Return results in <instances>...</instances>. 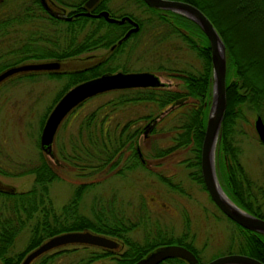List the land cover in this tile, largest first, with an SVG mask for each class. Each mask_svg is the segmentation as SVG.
<instances>
[{
    "label": "trees",
    "instance_id": "obj_1",
    "mask_svg": "<svg viewBox=\"0 0 264 264\" xmlns=\"http://www.w3.org/2000/svg\"><path fill=\"white\" fill-rule=\"evenodd\" d=\"M57 1L71 7L68 11L70 14L75 9H80L83 0ZM107 1L99 0L91 11L96 12L104 8L109 11L111 16L119 17L127 14L138 23V28L130 32L119 43L116 40L129 26L127 20L117 23L106 21L102 16L86 15H78L70 20H64L49 15L42 9L38 0H32L35 7L40 8L41 12L45 13L47 21L51 23L62 22L63 26L58 33L52 34L38 30L39 32L35 36H29L27 40L12 45L10 49L16 52V57L9 62L0 63V69L6 65L26 60L66 58L81 54L89 49L106 48L105 57L94 65L66 72H47L58 77L63 74L66 75L63 86L53 98V102H55L68 87L85 78L117 69L127 71L126 64H112L111 59L116 51H120L128 38L135 37V40L131 41L127 48L130 49L135 48L140 42L144 46L147 44L150 48L156 44L165 43L173 35L178 36L200 60L199 65L190 69L157 65L156 68L167 69L172 76H177L180 81L178 88L164 87L161 83L143 87L110 89L117 92L113 99L99 103L80 115L74 132L68 134L69 148H59L56 152L51 150L48 154H52L56 160L66 162L78 174L96 173L106 169L111 174L123 175L124 171L137 165L144 167L141 161L144 158L139 157L136 151L138 139L144 130H146V136L155 133L157 129H161L163 123L161 119L168 118L170 119L169 128L173 130L172 142L163 147L154 144L153 149L148 152V156L159 158L174 149L188 147L190 155L182 159L181 162L189 168L187 172L189 178L205 189L199 170V150L210 99L211 84L209 46L206 36L195 22L180 13L151 7L145 4L143 0H138L149 11V17L142 20L128 11L115 14V10L109 8ZM184 1L198 7L209 18L225 46V108L215 151L216 175L223 190L234 203L264 218L263 210L258 207V196L263 190H260V186L254 183L239 163L235 155L237 149L233 143L234 120L243 108L262 115L264 83L258 79L250 69V65L243 59L245 53L234 48L233 41L236 34L228 24L227 17L219 15V13L216 14L208 0ZM223 2L232 5L228 11L230 18L234 21L244 18L243 27L251 20L254 23L262 22L263 27L258 29L255 34L253 33L250 39L264 38V0H223ZM32 11L33 9L28 5L23 4L14 11L1 14L0 36L5 35L13 26L20 27L25 24L31 19ZM144 23L148 25L147 29ZM138 35L142 36L136 38ZM111 44L114 46L109 49ZM162 58L166 64L171 61L168 55H164ZM33 73L35 72L16 75L11 79L32 76ZM94 95L75 105L66 114L67 117L69 116L68 118L71 120L77 113V108ZM126 102L130 104L141 102L151 107L146 112L132 113L119 120L117 107ZM107 105L109 110L106 109ZM166 107H168L166 111L162 112ZM43 115L45 114L43 113ZM156 116L159 117L155 122H152ZM42 117L41 124L44 119V116ZM54 135L56 137V132ZM42 151L39 147L36 158L23 164V167L17 171V174L31 173L33 175L32 183L28 188L24 190L14 189L13 191L0 190L1 264H18L29 249L50 235L83 228L122 238L124 246L116 252L90 245H68L42 253L31 264H61L56 261L62 254L67 255L79 247L84 249V255L76 258L74 262L70 259L66 264H89L104 256L111 258V261L106 264H129L155 246L167 243L183 244L197 256L198 262L201 263L198 249L193 244L194 234L189 228L184 229L185 232L179 235L168 234L159 227L153 231L144 229L142 237L135 239L127 236V234L138 223L144 225L142 213L139 212L137 218L135 216V220H133L129 216L122 218L121 211L113 205L107 206V210H103L101 207L97 209L92 207L90 215L80 211L81 196L94 181L77 183L67 201L59 209H55L48 191V185L58 178V173ZM0 172L6 173L1 168ZM159 179L166 180L163 176H159ZM167 184L179 189L178 185L170 184L169 181ZM224 216L228 218L226 215ZM124 218L127 221H124ZM187 222L188 220L185 219L186 224ZM234 223L237 225L239 234L235 252L250 255L264 263V233L255 232L236 222ZM23 229L28 232L25 246L22 250L9 254L12 251L14 239ZM186 230L189 235H187ZM157 264L190 263L179 257H167Z\"/></svg>",
    "mask_w": 264,
    "mask_h": 264
},
{
    "label": "rangeland",
    "instance_id": "obj_2",
    "mask_svg": "<svg viewBox=\"0 0 264 264\" xmlns=\"http://www.w3.org/2000/svg\"><path fill=\"white\" fill-rule=\"evenodd\" d=\"M107 3L110 9L115 10H113L115 14L128 11L142 20L149 17V11L138 0H108ZM208 3L216 11V14L219 13V15L227 17L228 24L236 34L233 41L234 48L245 53L243 59L250 65V69L258 79L264 83V38L250 39L253 33L255 34L258 29L263 27V23L260 21L254 23L251 20L243 27L244 18L234 21L228 16L229 8L231 9L232 5L223 2V0H208ZM23 4L33 9V15L22 26H13L5 35L0 36V63L15 59L16 52L10 49L12 45L27 40L29 36H35L39 32L38 30L52 34L58 33L63 26L62 22L47 21L45 13L35 7L32 0H1L0 15L4 12L14 11ZM144 26L147 29L146 23ZM140 36L142 35H138L136 38ZM134 38H128L120 51L113 54L112 64L124 63L128 67L127 71L147 70L153 72L164 87L178 88L180 81L177 76H172L169 70L156 68L158 64L190 69L200 63L194 51L178 36L173 35L165 43L156 44L150 48L147 44L144 46L140 42L135 48L127 49L130 42L135 40ZM105 50L106 48L98 47L78 55L92 52L98 54L103 51L105 53ZM164 55H168L171 59L170 62H167L168 65L163 61ZM11 78L0 84V168L7 173L0 172V180L12 185L16 190H24L31 185L33 175L31 173L17 174V171L23 167V164L36 158L39 151L41 118H43L42 116L46 117L54 104L53 98L63 86L66 75L58 77L39 71L33 73L32 76H23L13 80ZM116 93V91L107 90L96 94L77 108V113L71 120L68 118L69 116L66 115V118L64 116L57 127L56 137L54 135L50 151L56 152L59 148L68 149V134L74 132L80 115L99 103L113 99ZM149 107L151 106L141 102L120 104L117 107L118 119L122 120L132 113L146 112ZM167 108L162 112H165ZM106 109L109 110L108 105ZM261 109L262 115L260 116L264 122V106ZM255 114V111L243 108L241 113L235 117L233 143L237 149L235 155L239 163L254 183L260 186V190H263L258 196V207L264 212V143L257 138L253 128ZM157 117L159 116H156L152 122H155ZM161 120L163 122L161 129L146 136V130H144L138 139L137 150L145 158L144 167L137 165L124 171L123 175L111 174L106 169L96 173L78 174L66 162L56 160L52 154L42 151L58 173V178L48 185L52 204L55 209H59L70 197L77 183L94 181L84 191L79 202V209L84 214L90 215L92 207L96 209L101 207V209L107 210V206L110 205L121 211L122 218L129 216L135 220L134 217L137 218V214L140 212L144 225L138 223L130 231L135 239L142 237L144 229L153 231L159 227L167 232L173 231V235H179L184 229L189 228L194 234L193 244L198 249L201 262H205L217 254L235 252L239 239L237 225L220 212L200 184L189 178L187 173L189 168L181 162L182 159L190 155L189 148H177L159 158L148 156V152L153 149L154 144L163 147L172 142L173 130L169 128L170 119ZM159 176H163L166 180L159 179ZM168 181L170 184L178 185L179 189L169 186ZM185 219L188 220L187 224ZM124 221H127L126 218ZM27 236V230H21L14 239L12 251L9 254L22 250L26 244ZM84 253V249L79 247L69 252L68 256L62 254L56 262L66 264L70 259L74 262ZM110 261L109 256H104L89 264H106Z\"/></svg>",
    "mask_w": 264,
    "mask_h": 264
},
{
    "label": "water",
    "instance_id": "obj_3",
    "mask_svg": "<svg viewBox=\"0 0 264 264\" xmlns=\"http://www.w3.org/2000/svg\"><path fill=\"white\" fill-rule=\"evenodd\" d=\"M48 13L55 17L70 19L64 14L62 7L52 4L50 0H39ZM99 0H84V15L102 16L106 21L131 23L116 40L119 43L130 32L138 28V23L127 14L120 17L109 15L108 10L100 9L91 13V9ZM151 7L180 13L195 22L208 40L209 60L211 68L210 99L205 119V126L199 150V170L202 183L213 203L229 219L255 232L264 233V218L259 217L234 203L223 190L215 169V151L219 137L220 124L225 108V46L219 33L209 18L195 5L184 0H143ZM54 5V6H53ZM55 8V9H54ZM114 44L109 46L113 48ZM92 56V57H91ZM86 55L84 57L48 58L26 60L6 65L0 69V84L9 78L30 72H66L79 70L94 65L103 59V54ZM158 76L147 70L103 72L85 78L68 87L54 102L43 120L39 133V147L50 153L51 142L63 117L79 102L96 93L116 88L158 85ZM253 128L257 138L264 143V122L256 113ZM0 190L13 191L14 187L0 180ZM121 242L114 236L96 232L88 228L66 230L44 238L29 249L18 264H31L42 253L66 245H90L104 249H118ZM167 257H179L190 264L197 257L187 247L168 243L151 249L143 256L129 264H157ZM1 264V263H0ZM203 264H264L262 261L244 253H226L215 256Z\"/></svg>",
    "mask_w": 264,
    "mask_h": 264
},
{
    "label": "flooded vegetation",
    "instance_id": "obj_4",
    "mask_svg": "<svg viewBox=\"0 0 264 264\" xmlns=\"http://www.w3.org/2000/svg\"><path fill=\"white\" fill-rule=\"evenodd\" d=\"M39 1V0H38ZM51 2H52V4H54V5H56V6H59V7H62L63 8V10H64V14L65 15H68V16H70V19H72V18H74V17H76V16H78V15H84L83 13H81L83 10H84V8H83V6H82V3H83V1L81 2V4H80V9H75L74 11H72L70 14H68V11H69V9L71 8V7H69L68 5H65V4H62V3H60V2H58L57 0H50ZM39 4L41 5V7H42V9L43 10H45L47 13H48V11L43 7V5L41 4V2L39 1ZM53 5V6H54ZM94 7V6H93ZM92 7V8H93ZM68 8V9H67ZM91 8V9H92ZM55 9V8H54ZM91 9H89V11L91 12V13H94V12H92L91 11ZM104 9V8H103ZM100 10V9H99ZM107 10V9H106ZM97 12V11H96ZM109 12V11H108ZM49 14V13H48ZM50 15V14H49ZM52 16V15H51ZM86 16H94V15H86ZM55 17V16H54ZM97 17V16H96ZM129 23V22H128ZM130 23H129V26L128 27H130ZM127 27V28H128ZM126 28V29H127ZM89 51V50H88ZM98 54H103L104 56H103V58L105 57V55H106V53H104V51L102 52V53H98ZM98 54H94V52H92V53H86V54H83V55H74V56H72V57H80V56H83L84 57V55L86 56V55H98ZM92 57V56H91ZM193 100V99H192ZM137 151V150H136ZM137 155H139V152L137 151ZM139 157H141V155H139ZM142 162H143V164H146V161H145V158L144 159H142L141 160ZM134 227H136V226H134ZM133 227V228H134ZM131 231V230H130ZM128 232V234H127V236H129V237H133L132 235H131V232ZM187 231V230H186ZM167 232V231H166ZM172 232L173 231H169V232H167L168 234H171V235H173L172 234ZM183 232H185V230L183 231ZM182 232V233H183ZM188 232V231H187ZM187 235H189V232L187 233ZM120 242H121V244H120V246L118 247V249H114V250H111V251H118L120 248H122L123 246H124V243H123V239L122 238H119V237H116ZM134 238V237H133ZM168 244V243H167ZM174 244H178V243H174ZM160 245H163V244H160ZM160 245H157V246H155L154 248H156V247H158V246H160ZM180 245H183V244H180ZM184 246V245H183ZM108 250H110V249H108ZM150 251V250H149ZM226 253H233V252H225V253H221V254H217V255H215V256H218V255H222V254H226ZM195 255V254H194ZM196 256V255H195ZM215 256H213V257H215ZM197 257V256H196ZM213 257H211V258H213ZM211 258H209V259H211ZM208 259V260H209ZM197 262H198V258H197ZM204 262H198V264H203Z\"/></svg>",
    "mask_w": 264,
    "mask_h": 264
}]
</instances>
